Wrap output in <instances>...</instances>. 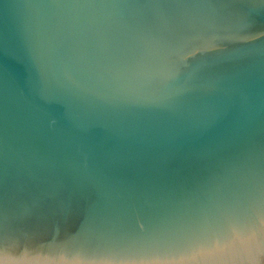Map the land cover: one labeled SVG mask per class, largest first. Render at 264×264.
Here are the masks:
<instances>
[{"label":"water","instance_id":"95a60500","mask_svg":"<svg viewBox=\"0 0 264 264\" xmlns=\"http://www.w3.org/2000/svg\"><path fill=\"white\" fill-rule=\"evenodd\" d=\"M0 264H264V0H0Z\"/></svg>","mask_w":264,"mask_h":264}]
</instances>
